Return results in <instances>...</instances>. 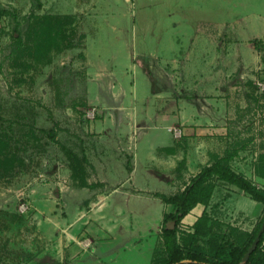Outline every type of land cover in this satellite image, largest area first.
Segmentation results:
<instances>
[{
  "label": "rangeland",
  "instance_id": "rangeland-1",
  "mask_svg": "<svg viewBox=\"0 0 264 264\" xmlns=\"http://www.w3.org/2000/svg\"><path fill=\"white\" fill-rule=\"evenodd\" d=\"M41 1L0 0V264H155L153 192L216 158L264 190V0ZM209 185L179 240L204 213L242 242L263 204Z\"/></svg>",
  "mask_w": 264,
  "mask_h": 264
},
{
  "label": "trees",
  "instance_id": "trees-1",
  "mask_svg": "<svg viewBox=\"0 0 264 264\" xmlns=\"http://www.w3.org/2000/svg\"><path fill=\"white\" fill-rule=\"evenodd\" d=\"M35 1L36 7L40 8V0ZM48 18L49 16L42 14L38 21L42 23ZM63 149L71 162L72 174L77 177L80 185L94 187V184L87 183L84 176L83 163L87 161L86 156L79 158L67 147ZM126 168L131 172L130 165ZM212 179L231 184L248 194L251 199L263 204L261 216L242 242H239L241 240L238 236L224 230L213 234L212 228L205 221L204 213L195 219L192 230L185 233L182 241L178 238V227L182 219L197 204L205 205L208 202L213 189V185H209ZM152 195L170 206L168 211L163 212L161 221L160 233L165 254L158 258L155 264H264V190L244 174L235 171L226 160L216 158L203 165L190 177L183 189L174 194L153 192ZM208 235L210 238L206 242L204 237ZM205 242L208 245L207 251L204 250Z\"/></svg>",
  "mask_w": 264,
  "mask_h": 264
},
{
  "label": "crops",
  "instance_id": "crops-1",
  "mask_svg": "<svg viewBox=\"0 0 264 264\" xmlns=\"http://www.w3.org/2000/svg\"><path fill=\"white\" fill-rule=\"evenodd\" d=\"M40 2H41V8L43 7V5H42V1L40 0ZM165 116H167V113H165ZM198 118H200V119H203L202 117H198ZM198 131V130H197ZM201 154H199V156H200ZM191 157H194V154H193V151L192 152H190V154H187L186 153V155L184 156V158H185V160L186 161H184L185 162V164H183V165H185V167H188V166H190L191 164ZM183 162V163H184ZM200 169V168H199ZM199 169H197V171L196 172H198L199 171ZM132 170H133V164H132ZM132 170H131V172H132ZM195 172V173H196ZM194 175V174H193ZM180 177L182 178V176L179 174V176H177V178H179L180 179ZM189 181V180H188ZM187 181V182H188ZM186 182V183H187ZM185 183V184H186ZM185 184L182 186V187H180L176 192H178V191H180V190H182L183 189V187L185 186ZM176 192H174V193H176ZM174 193H170V194H174ZM169 194V195H170ZM200 206H203V205H201V204H197L185 217H187L193 210L195 211L196 209H198ZM197 218V217H196ZM195 221V220H194Z\"/></svg>",
  "mask_w": 264,
  "mask_h": 264
},
{
  "label": "built area",
  "instance_id": "built-area-1",
  "mask_svg": "<svg viewBox=\"0 0 264 264\" xmlns=\"http://www.w3.org/2000/svg\"><path fill=\"white\" fill-rule=\"evenodd\" d=\"M174 133H176L177 136H180L181 133H182V131H181V129H176V128H174Z\"/></svg>",
  "mask_w": 264,
  "mask_h": 264
}]
</instances>
